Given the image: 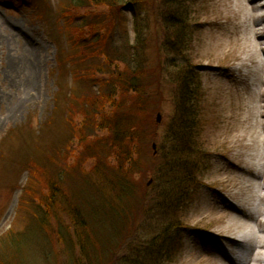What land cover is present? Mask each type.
<instances>
[{"label":"rangeland","instance_id":"rangeland-1","mask_svg":"<svg viewBox=\"0 0 264 264\" xmlns=\"http://www.w3.org/2000/svg\"><path fill=\"white\" fill-rule=\"evenodd\" d=\"M67 1L27 0L24 4H19L20 1L0 0V264H72L69 251L58 240L60 235L57 233V220L48 212L49 226H41L37 220L40 212L38 199L33 198L36 195H32V198L29 196L26 185V164L29 161L48 162L46 158L53 157L55 148H60V154L65 151L67 145L64 142L70 136L67 110L76 109L74 96L77 95L78 98L81 92L91 94L96 91L93 81L105 77L98 71L85 78L76 75L78 71L75 70L87 69V64H84L83 58H75L77 54H73L72 47L62 50V61H57L56 48L47 31L61 40L60 29L54 19L57 12L68 7ZM258 6L264 12V0H190L192 43L184 56L156 49L152 30L150 34H142L145 43L141 44L145 46L143 54L146 64L149 69H157L156 72H159L160 67V78L166 76V71L173 72L175 67H181L186 59L192 66L189 67L196 73L201 96L196 101L198 116L195 124L198 133L195 134V140L199 143L202 137L211 152L195 189L177 212L173 211L170 215V219H176L181 225L171 227L166 233L173 248L165 238L167 242L164 244L169 248L170 256L163 264H215L209 249L227 251L226 243L217 240L210 235L212 232L202 228L214 231L229 229L225 227L228 215L219 207L221 200L240 202L247 210L259 204L253 196L257 191L253 188L255 185L248 173L257 170L262 158L259 133L264 132V127L256 126L258 116L255 109L253 111L258 100L259 85L255 75L257 82L249 92L235 82V68H239L241 72H247L248 68L254 74L252 65L244 69L241 62L246 65L252 63L249 55L254 50L251 28L254 23L253 14L256 12L254 13L253 7ZM83 10L85 11L83 8L79 9L78 14ZM82 18H77L74 23H80ZM131 22L130 15L129 18L121 19L122 24L130 25ZM150 23L152 24V19ZM127 31L128 36L124 37L119 30L113 36L114 44L117 43L121 49L135 43L134 33L128 28ZM137 44L138 42L135 43ZM79 49L78 54L86 52L85 47ZM92 61H89V65ZM218 65L232 68L226 70L232 74L230 79H225V83H222V77L213 75L220 68ZM56 69L62 93L57 100L59 110L51 111L54 109L52 95L58 90L53 73ZM160 84L163 97L159 102V94L155 105L159 109L161 120L159 123L155 122V110L151 121L157 125L153 127L151 122L146 134V144L138 155L139 163L146 164L138 178L146 194L156 187L158 168L163 167L165 158L171 154V145L164 130L173 116V104L166 99L172 88L169 82ZM67 88L74 91L68 94L70 101H67ZM91 97L92 95L87 99ZM206 120L209 123L202 131L201 126ZM39 122L43 125L39 133H36L35 126ZM152 143L156 145L155 156ZM214 152L219 155L214 156ZM151 158L155 160H150ZM226 159L240 164L239 168L224 170ZM57 160L60 158L57 157ZM36 163L43 172L52 170L49 166ZM68 179L64 188L73 193L74 187H79L78 181ZM25 186L24 191L22 189ZM131 202L134 199L125 205L126 209L129 210ZM134 204L135 210L139 208L137 201ZM151 204L157 205L154 202L149 203ZM153 210L136 212V216L142 220L139 221L138 233L147 240L157 231L160 232L163 224H168L165 212ZM251 213L255 214L252 208ZM251 225L255 227L254 223ZM40 226L46 228L47 235L42 234ZM21 235L24 236L19 238ZM16 236L20 239L18 243L14 240ZM205 237L210 238L207 243L203 239ZM61 247L65 257L61 254Z\"/></svg>","mask_w":264,"mask_h":264},{"label":"trees","instance_id":"trees-1","mask_svg":"<svg viewBox=\"0 0 264 264\" xmlns=\"http://www.w3.org/2000/svg\"><path fill=\"white\" fill-rule=\"evenodd\" d=\"M11 1L24 4L27 0ZM189 3L190 0H68V7L57 12L54 19L61 40L47 31L54 42L57 61H62V50L72 47L73 54H77L75 58H83L87 64V69L75 70L76 75L85 78L96 71L105 75L93 81L96 91L91 92L93 88L91 94L81 92L78 98L74 96L76 109L67 110L70 136L64 142L65 151L60 154V148H55L53 157L47 156L45 164L39 160L26 164L27 193L31 198L36 195L33 198L38 199L40 206L37 220L41 226H49L48 212H51L57 220L60 245L69 251L72 264H163L168 261L166 233L171 227L181 225L176 219H170V215L177 212L197 182L200 141L195 140L196 101L201 96L196 73L187 59L181 67L166 71V76L160 78L162 69L159 67V72L149 69L141 42L145 43L142 34H150L152 30L156 49L184 56L192 43ZM82 8L85 11L78 14ZM129 15L130 25L122 24L121 19ZM81 17L80 23H74ZM127 28L134 33V42L138 44L121 49L114 44L113 36L118 30L124 37L128 36ZM79 47H85L86 52L78 54ZM89 61H92L90 65ZM56 72L57 69L53 73L58 90L52 95L54 109L51 111L59 110L57 100L62 93ZM161 82H169L172 88L166 99L173 104V116L164 130L171 154L165 158L163 167L158 168L156 187L146 194L138 181L146 164L139 163L138 155L146 144L151 122L153 127L157 125L151 116L155 110L159 112L155 103L159 94V102L163 97L159 89ZM83 90L86 92V88ZM65 92L70 101L68 94L74 91L67 88ZM39 124L35 126L36 133L43 125ZM36 162L52 170L43 172ZM68 178L78 181L79 187L73 186V193L64 188ZM131 199L139 203L136 210L134 202L128 205L129 210L125 207ZM150 202L157 205H149ZM144 209L162 210L168 216V224H163L160 232L148 240L138 233L142 220L136 212ZM41 226L42 234H46V228ZM19 238L16 236L14 240L18 243ZM168 242L173 248L171 240ZM63 248L61 254L65 257Z\"/></svg>","mask_w":264,"mask_h":264},{"label":"bare ground","instance_id":"bare-ground-1","mask_svg":"<svg viewBox=\"0 0 264 264\" xmlns=\"http://www.w3.org/2000/svg\"><path fill=\"white\" fill-rule=\"evenodd\" d=\"M259 6L257 8L253 7L254 13L256 12L253 14L254 23L251 28L253 38L252 46L254 50L249 55L252 63L246 65L245 62H241V66L244 69L252 65L254 68L252 72L254 74L252 75L251 70L248 71V68L247 72H241L239 68H235L237 77L235 82L243 86L248 92L252 90V86L258 81V100L253 108V111L255 109L258 116L259 123L258 121L255 123L258 128L260 126L264 127V12H261L263 10H260ZM226 70H232V68L230 66H220L219 69L217 68L216 71L213 72V75L222 77V83H225V79H230L232 74L231 71L227 72ZM254 75L256 76L257 81L255 80ZM208 123L209 120H206L202 124V131ZM259 135L262 153L261 162L257 166L256 171L251 170V172H248L251 175L250 179L253 181V185H255L253 188L257 191L253 196L257 198L259 204L254 207L251 206L247 210L246 206L240 202L235 203L236 201H230L227 199L221 200L219 207L226 215H228V222L225 227L229 229L223 228V230L214 231V229L209 230L202 228L212 232L210 235L215 236L217 240H223L226 243L227 251H224L223 249H215L216 251L209 249V253L213 255L215 264H264V132L259 133ZM200 140V150L197 153L198 182L200 181V177L206 166V161H208V158L211 155V152L207 149V144H204L202 137ZM213 155L216 156L219 154L218 152H214ZM226 160L227 162L225 163L224 170L227 169L233 171L239 168L240 164H235L228 159ZM251 208L254 209L255 214L251 213ZM251 223H254L255 227L252 226ZM190 227L191 226H189V228ZM198 231L202 232L201 229H198ZM203 239H205V242L207 243L210 238L205 237Z\"/></svg>","mask_w":264,"mask_h":264},{"label":"water","instance_id":"water-1","mask_svg":"<svg viewBox=\"0 0 264 264\" xmlns=\"http://www.w3.org/2000/svg\"><path fill=\"white\" fill-rule=\"evenodd\" d=\"M160 121V114L157 113L156 115V122H159ZM152 147L155 149V144H152Z\"/></svg>","mask_w":264,"mask_h":264}]
</instances>
